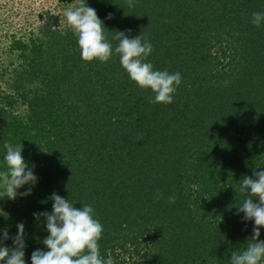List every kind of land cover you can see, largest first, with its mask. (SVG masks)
<instances>
[{"label":"trees","instance_id":"trees-1","mask_svg":"<svg viewBox=\"0 0 264 264\" xmlns=\"http://www.w3.org/2000/svg\"><path fill=\"white\" fill-rule=\"evenodd\" d=\"M84 2L114 47L119 31L143 34L153 45L147 62L179 71L182 82L173 103H150L154 93L130 79L119 56L84 61L60 15L13 36L17 65L0 86V171L5 142L23 144L38 182L15 200L0 188V230L14 236L25 224L31 264L48 235L33 213L51 211L56 192L93 206L100 254L114 264H231L254 226L236 215L246 198L239 180L264 167V24L251 23L264 0Z\"/></svg>","mask_w":264,"mask_h":264},{"label":"clouds","instance_id":"clouds-1","mask_svg":"<svg viewBox=\"0 0 264 264\" xmlns=\"http://www.w3.org/2000/svg\"><path fill=\"white\" fill-rule=\"evenodd\" d=\"M129 7L133 0H128ZM63 18L77 37L81 58L91 62L99 60L108 62L113 55L119 56L122 68L130 79L141 89H150L154 97H149L150 103H173V94L182 82L179 71L170 73L167 70H155L147 57L153 50L152 43L143 34L130 38L119 31L113 39L118 43L113 46L105 35L104 22L97 10L84 0H78L75 6L63 11ZM112 18V14H108ZM251 23L256 27L264 24V12L256 11L251 15ZM128 31H131L130 29ZM4 161L6 169L0 171V188L4 196L15 200L18 195L28 196L38 182L33 171L23 155V144L13 145L5 142ZM239 183V191L246 198L236 206V215L243 213L242 221H253L252 235L247 239V246L241 251L231 252V264H264V240L260 239L261 228H264V167L253 170L252 175H244ZM25 185L29 187L20 192ZM3 196V197H4ZM157 197L162 193L157 191ZM54 201L51 211L34 212L36 220L44 218L48 235L43 238L45 249L37 248L31 254V264H114L111 253L102 258L98 241L104 231L102 223L95 217L91 204L82 203L77 208L56 192L51 194ZM175 195L168 197L169 203H175ZM18 231L9 235L7 228L0 230V264H27L25 259V224L18 222ZM246 227V226H245ZM11 239L9 247L5 241Z\"/></svg>","mask_w":264,"mask_h":264},{"label":"rangeland","instance_id":"rangeland-1","mask_svg":"<svg viewBox=\"0 0 264 264\" xmlns=\"http://www.w3.org/2000/svg\"><path fill=\"white\" fill-rule=\"evenodd\" d=\"M76 0H0V86L5 88L10 72L17 65V52L12 51L13 36L27 38L45 22L48 15L63 16ZM41 13V16L39 14ZM7 69V72L4 70ZM20 192L23 190L19 189ZM4 192V191H3ZM1 198L0 192V201Z\"/></svg>","mask_w":264,"mask_h":264}]
</instances>
